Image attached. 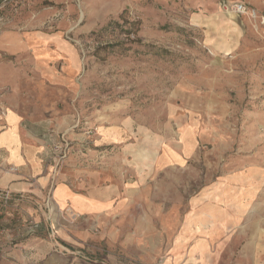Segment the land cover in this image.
Instances as JSON below:
<instances>
[{
  "label": "rangeland",
  "instance_id": "rangeland-1",
  "mask_svg": "<svg viewBox=\"0 0 264 264\" xmlns=\"http://www.w3.org/2000/svg\"><path fill=\"white\" fill-rule=\"evenodd\" d=\"M5 108L54 181L128 191L127 217L158 229L163 213L168 241L216 218L221 264L264 252V0H0ZM34 200L0 193V256L39 236L87 264L168 260L114 249L112 225L69 248L51 219L71 229L77 216Z\"/></svg>",
  "mask_w": 264,
  "mask_h": 264
},
{
  "label": "crops",
  "instance_id": "crops-1",
  "mask_svg": "<svg viewBox=\"0 0 264 264\" xmlns=\"http://www.w3.org/2000/svg\"><path fill=\"white\" fill-rule=\"evenodd\" d=\"M40 147L39 139L23 137L19 117L15 113L7 108L0 111V190L32 195L33 200L36 199L34 205L44 204L47 199L52 209L68 208L77 216L74 228L60 229L58 225L62 224L56 216L53 215L51 219L57 227L59 241L65 246L86 245L96 238L89 231L90 228L112 225L109 237L113 248L145 263L168 257L166 264H221V258L230 257L226 238L222 240L225 235L215 227L217 220L212 219L211 214L206 233L205 228H201L194 231L195 234L187 233L168 241L161 231L167 228L163 213L159 214V228L155 229L154 223L149 225L145 220L136 222V219L127 217L133 206L128 191L126 197L116 198L114 187L89 185L87 178L80 181L83 182L80 185L83 190L80 191L63 182L61 177L54 181L39 151ZM121 223L127 226V233L119 232ZM150 235L156 236L152 238ZM19 245L6 249L0 256V264H87L76 257L53 254L51 244L39 236L26 238ZM245 256L253 259L250 264H264L262 250L246 252ZM107 258L110 264L116 262L113 254L109 253Z\"/></svg>",
  "mask_w": 264,
  "mask_h": 264
},
{
  "label": "built area",
  "instance_id": "built-area-1",
  "mask_svg": "<svg viewBox=\"0 0 264 264\" xmlns=\"http://www.w3.org/2000/svg\"><path fill=\"white\" fill-rule=\"evenodd\" d=\"M243 10V7L241 5H238L236 8H235V11L236 12H241ZM5 191H0V193H3Z\"/></svg>",
  "mask_w": 264,
  "mask_h": 264
}]
</instances>
